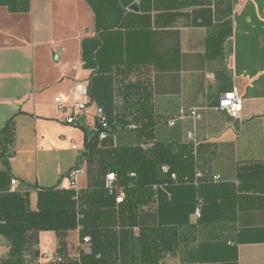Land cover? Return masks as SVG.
<instances>
[{"label": "crops", "instance_id": "0c3cea01", "mask_svg": "<svg viewBox=\"0 0 264 264\" xmlns=\"http://www.w3.org/2000/svg\"><path fill=\"white\" fill-rule=\"evenodd\" d=\"M8 4L0 5V130L8 122L11 128L0 135V193L16 178L38 212L43 189L92 195L103 188L117 169L116 150L149 142L193 147L194 175L155 185L134 225L122 221L129 212L118 204L101 209L102 226L117 235L118 264H149L143 237L160 225L177 234V245L154 264H264V0ZM135 4L138 10L131 9ZM84 79L92 107L72 126L55 99L70 102V91ZM233 90L245 100L237 119L219 108ZM98 106L117 122L116 140L97 139L88 148L97 138ZM193 109L200 120L190 117ZM138 116L142 129L131 132L127 125ZM74 169L83 170L75 188ZM209 183L214 188L202 190L201 218L189 214L187 203L181 214L176 204L166 205L176 185ZM188 191L176 192L177 201H188ZM63 234L41 231L39 252L58 250L60 241L71 258L92 252L77 227ZM2 244L5 259L10 247Z\"/></svg>", "mask_w": 264, "mask_h": 264}, {"label": "trees", "instance_id": "16d2710c", "mask_svg": "<svg viewBox=\"0 0 264 264\" xmlns=\"http://www.w3.org/2000/svg\"><path fill=\"white\" fill-rule=\"evenodd\" d=\"M9 0H0V5H9ZM139 117V116H138ZM134 118L137 125L135 130L127 128L131 132H140L139 117ZM111 123L110 138H113L114 128L117 122ZM10 123L0 130V135L6 136L10 132ZM109 138V139H110ZM96 138L92 144H86L88 148L96 147ZM87 143V142H86ZM117 169L113 171L118 177V182L127 189V197L121 206L122 211L129 212V216L122 221L134 225L135 212L143 205H149L153 201L155 185L167 182L171 184L170 175L163 171L164 166H169L171 172L178 175V180H189L199 167L193 157V147H182L176 144L164 146L156 144L150 150H144L141 146L131 147L125 150H116ZM119 163V164H118ZM202 168V167H201ZM202 171H207L202 168ZM135 172L137 177L131 179L129 174ZM185 176V177H184ZM189 178V179H187ZM213 181V180H212ZM214 182V181H213ZM213 183L193 185H176L172 188V199L166 205L176 204L174 212L181 214V203L188 204V212L196 211L202 203H206L204 189H213ZM185 188L189 193L183 195L188 201H177L176 192ZM167 198V197H165ZM117 204L115 197L110 195L104 187L90 193L73 190H56L55 188L43 189L39 198V211L30 210L28 198L20 193H0V236L6 240L10 247L7 258L2 264H42L38 249L39 233L41 231H55L63 238V231L75 229L81 226V238L89 236L92 243V252L80 253L79 258H68L65 264H118L117 261V235L102 226L101 209L104 206ZM164 204L162 203V207ZM186 208V206H184ZM202 217V214H201ZM181 221L182 218H177ZM169 226H158L143 237L146 261L154 264L160 252L170 249L171 245H177V234L169 229ZM64 243L60 241L58 252L67 256ZM30 256V258H27Z\"/></svg>", "mask_w": 264, "mask_h": 264}, {"label": "built area", "instance_id": "2783aa9c", "mask_svg": "<svg viewBox=\"0 0 264 264\" xmlns=\"http://www.w3.org/2000/svg\"><path fill=\"white\" fill-rule=\"evenodd\" d=\"M55 102L58 104L60 109L64 111L67 115L65 119V123L78 126L79 125V118L83 115L89 114V111L92 107V98L90 95V83L87 80H79L75 83L73 89L70 91V102H64L61 97H57ZM245 100L244 98L236 91L233 90L229 93L224 94L219 102V108L221 111L226 112L228 116L232 119H237L241 116V113L244 109ZM190 117L195 121L201 119V115L199 114L197 109H193L190 113ZM94 119L96 122V131H97V138L100 142H104L105 140L111 137L110 130H111V123L105 111L102 107H97L94 114ZM171 125H174V122H171ZM137 125L131 124L129 129L135 130ZM114 140L115 136H113ZM155 147V142H149L144 146V149L147 151L152 150ZM163 171L166 174L170 175V179L173 182L178 181V175L176 173L171 172L169 166H164ZM83 173L82 169H74L70 176L71 185L73 188L76 187L77 177ZM197 178L202 177V173L198 172L196 174ZM131 179H135L137 174L132 172L129 174ZM214 182L219 181L218 177L213 178ZM198 183V182H196ZM157 186H155L156 188ZM105 188L110 195L115 197L117 204H122L126 197H127V189L124 185L119 184L118 177L116 173L109 172L105 178ZM79 194V191H76ZM8 193H19V180L16 178H12L10 182V186L8 189ZM201 208L200 206L197 207L195 211V216L197 218H201ZM81 226H78V231L81 233ZM80 242L85 244L91 243V238L89 236L81 238ZM3 244L2 239L0 236V264L3 262ZM80 254L77 255L76 258H79ZM71 257L62 255L58 252V250L54 249H45L42 250L40 253V262L47 263V264H65Z\"/></svg>", "mask_w": 264, "mask_h": 264}, {"label": "water", "instance_id": "95a60500", "mask_svg": "<svg viewBox=\"0 0 264 264\" xmlns=\"http://www.w3.org/2000/svg\"><path fill=\"white\" fill-rule=\"evenodd\" d=\"M131 9H133V10H138V6L135 4V5H133V6L131 7Z\"/></svg>", "mask_w": 264, "mask_h": 264}]
</instances>
